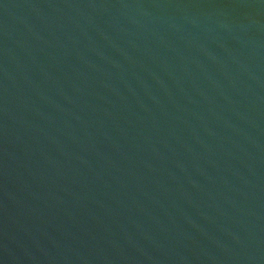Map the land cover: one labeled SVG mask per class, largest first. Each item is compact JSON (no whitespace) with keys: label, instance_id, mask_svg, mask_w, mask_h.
I'll list each match as a JSON object with an SVG mask.
<instances>
[{"label":"water","instance_id":"water-1","mask_svg":"<svg viewBox=\"0 0 264 264\" xmlns=\"http://www.w3.org/2000/svg\"><path fill=\"white\" fill-rule=\"evenodd\" d=\"M0 264H264V0H0Z\"/></svg>","mask_w":264,"mask_h":264}]
</instances>
